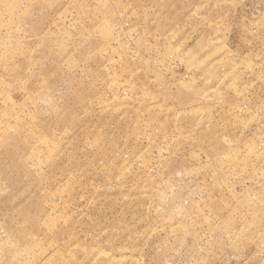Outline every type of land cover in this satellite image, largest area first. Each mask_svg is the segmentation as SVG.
Instances as JSON below:
<instances>
[{
    "label": "rangeland",
    "instance_id": "obj_1",
    "mask_svg": "<svg viewBox=\"0 0 264 264\" xmlns=\"http://www.w3.org/2000/svg\"><path fill=\"white\" fill-rule=\"evenodd\" d=\"M0 264H264V0H0Z\"/></svg>",
    "mask_w": 264,
    "mask_h": 264
}]
</instances>
